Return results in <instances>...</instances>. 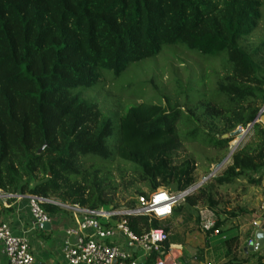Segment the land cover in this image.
<instances>
[{"label": "trees", "instance_id": "obj_1", "mask_svg": "<svg viewBox=\"0 0 264 264\" xmlns=\"http://www.w3.org/2000/svg\"><path fill=\"white\" fill-rule=\"evenodd\" d=\"M263 22L264 0H0L1 195L41 198L42 209L55 215L75 206L119 209L116 193L147 186L152 192L138 196L149 200L160 189L180 194L207 178L169 218L126 216L131 231L163 229L167 245L185 244L196 228L173 236L174 222L198 226L193 212L206 207L221 230L212 247L205 245L212 264H264V250L245 252L234 228L222 230L232 213L220 207L222 187L241 179L257 186L264 175L262 123L231 147L264 106V38L253 41ZM175 50L219 60L220 70H205L187 85L177 80L171 95L155 76L121 80ZM103 75L133 98L152 84L165 103L104 112L96 95ZM128 131L136 146L124 154ZM186 144L212 151L209 164L220 166L232 155L220 172L209 177L207 167L200 178L193 157L174 165L173 150ZM126 208L134 210L136 201ZM11 212L0 200V224ZM205 252L198 251L197 264L205 263Z\"/></svg>", "mask_w": 264, "mask_h": 264}, {"label": "built area", "instance_id": "obj_2", "mask_svg": "<svg viewBox=\"0 0 264 264\" xmlns=\"http://www.w3.org/2000/svg\"><path fill=\"white\" fill-rule=\"evenodd\" d=\"M262 117L264 106L255 124L260 123ZM250 130L249 126L241 129L245 132L244 137ZM185 197L184 193L174 194L160 189L153 193L149 200L144 196H138L134 210L125 208L126 210L119 211L109 208L89 211L78 206L66 207L81 213V219L77 232L72 230L68 232L70 235H76L77 240L66 247L65 259L69 264H139L132 254V250L137 249L144 258L154 256V264H181L183 248L181 245L171 243L167 245L169 233L163 229H151L148 233L137 236L131 231L126 216L141 215L166 219L172 215L177 205L184 202ZM25 198L28 199L30 213L36 223L41 226L50 223V215L42 209L45 200L32 196ZM262 210L264 211V203ZM199 222L204 233L212 237L221 234L217 227V216L212 210L200 208ZM0 245L4 248L9 264H34L28 240L15 236L9 221L0 224Z\"/></svg>", "mask_w": 264, "mask_h": 264}, {"label": "rangeland", "instance_id": "obj_3", "mask_svg": "<svg viewBox=\"0 0 264 264\" xmlns=\"http://www.w3.org/2000/svg\"><path fill=\"white\" fill-rule=\"evenodd\" d=\"M264 38V22L261 24L259 31L257 35L253 38V41L255 43H258ZM203 57V56H201ZM199 57L196 54L189 53L185 50H175L174 55L171 52L165 53L163 56L156 59L154 62H145L140 65L139 68L133 67L129 71L127 70L121 77V80L123 82H128L130 80H136L138 78L144 79L146 81H151L152 77L155 76V84H159L160 89H164L165 92L163 94L165 95H171L173 89L177 86V80H180L181 83L184 85H187L189 78L197 80L200 75L203 74V71H207V74L211 72L212 68H216L220 70V62L219 60H211L212 63H207L206 60ZM141 73H136L133 69H141ZM209 68H211L209 70ZM138 74V75H137ZM205 84H211L212 78H205ZM210 81V82H209ZM209 84V85H210ZM117 83L114 82L111 76L103 75L99 85L96 89V95L99 96V101L101 103V106L103 107V111L107 112L111 109H116L119 111L120 115L125 114V111L127 108L130 107V105H139V104H151V103H161L164 104L165 100L164 96L156 97V89L153 88L152 84H149L146 88V95L145 96H134L130 97L128 94L120 95L118 90L116 89ZM132 132H127V137L129 138V144L127 148L123 151L124 154L130 153L133 148L136 146L135 143L130 144V141H132L134 138L131 137ZM245 132H241V135L237 136L235 141L231 143V147H234V143L241 142L243 140ZM132 138V139H131ZM184 147L180 149H175L172 152L173 155V161L174 165H180L184 161H186L189 158H194L195 161H197L198 168H197V175L198 177H203L205 175L204 169L207 167L210 168L211 172L216 171L218 165L215 163L208 162L207 157H211L213 154L212 151H205L201 149V147L197 146L196 144H186L183 145ZM223 168V167H222ZM222 168L218 171L220 172ZM200 179V182H202ZM249 185L247 184V188L242 187V185H227L220 189L221 196L223 197L222 205L220 206L222 209H225L226 211H234L237 214H242L240 209L248 210L247 213H254L255 211H258V208L254 209L252 208L254 205L249 198L243 199L242 195L246 196L248 193L245 192V189L248 190ZM138 191H142L143 193L150 194L152 191L147 186H139L137 188H132L129 192L126 193H116L114 198V204L118 206L119 211L126 210V205L129 201H135L138 197ZM8 196L1 195V199H6ZM122 209V210H121ZM240 211V212H239ZM254 211V212H252ZM250 213V214H251ZM246 214L248 217L251 215ZM262 214L261 209L259 208V214L258 217ZM197 215L199 217L198 210H195L193 212V219L194 221L197 220ZM217 216V215H216ZM256 217V219L258 218ZM235 218V217H234ZM234 218L231 219L230 222H226L222 230H228L233 229L239 230L243 227V231H241V235L244 236V229L246 227H256L253 223L255 220L253 217L248 220V218H245V216L240 215L238 220H235ZM218 219V218H217ZM225 219V217H224ZM233 220V221H232ZM187 223H184V225ZM189 224H194L193 221L189 222ZM200 225V222H198V227ZM189 227L188 225H185L183 228L178 221L174 222L173 229L170 230L171 235L175 236H182L184 232ZM195 227V226H194ZM193 227V228H194ZM240 232V231H239ZM188 236V235H187ZM196 240V239H195ZM241 241H240V247H241ZM213 254H210V257L207 256L206 259L210 260L209 262L213 261ZM211 258V259H210ZM184 260V259H182ZM181 264H185L182 263Z\"/></svg>", "mask_w": 264, "mask_h": 264}, {"label": "crops", "instance_id": "obj_4", "mask_svg": "<svg viewBox=\"0 0 264 264\" xmlns=\"http://www.w3.org/2000/svg\"><path fill=\"white\" fill-rule=\"evenodd\" d=\"M260 123H262V126L264 127V117L261 118ZM237 143L238 142L234 143V147L237 145ZM219 167L220 166H218L217 169ZM259 176L262 177V182L260 185L257 186H252L248 184L246 180L243 179L238 180L236 183H234L236 185L237 184L242 185V187L245 188H247V184L249 185L248 190L245 189V192L247 191L246 193H248V195L246 196L245 194L242 195V197L243 199L249 198L251 200L249 202H252L254 205L252 208L254 209L258 208V211L255 212L252 211L254 213L250 212L251 214L247 213L248 210L240 209L242 213L240 215L245 216V218H248V220H250V218L252 217L253 218L255 217L253 224L255 225V223H257L256 227L253 228L246 227L244 229V236L241 235V231H243V227L240 228L239 230H234L239 234L241 245L242 247L244 246V248H246L249 245V241L252 239L254 231L257 228H260V224L262 222V215L264 214V211L262 210V205L264 203V175L262 173ZM7 198H14V199L12 200V202L8 203L5 199L0 198V200H3L4 207L10 208L12 210V212L7 216L5 221L10 222L13 234L15 236L24 237L28 240L30 245V251L34 259V264H69L65 259L64 251L68 245H72L76 242L77 236L70 235L68 232L70 230L77 232L78 222L81 219V213L74 211L73 209H65L64 213H59L55 215L49 214L51 217V221L50 223H47L48 225L46 227H43V225L41 226L37 224L36 221L33 219L30 213L27 198L19 197V196L17 197L9 196ZM259 208L261 209L262 214L258 217ZM199 209L200 208H197L198 212ZM229 212L232 214H230L228 218H225L227 223L230 222L231 219L234 217L235 218L233 223H235L236 222L235 220H238L240 215L234 211H229ZM246 214L248 215L250 214L251 216L248 217ZM256 217L258 218L256 219ZM180 224L182 228L185 225H188L189 227H187V229H192L195 226L189 223L184 225L182 224V222H180ZM197 227L198 226L194 227L196 228L195 233L187 234L188 236L185 244L171 243L182 246L183 248L182 259H184L181 260L182 263L197 264L196 257L198 251L204 249V251H206L205 252V257H206L208 251L210 250L209 248H211L212 245L219 239L218 236L212 237L209 234L204 233L200 227H199L200 230L197 231ZM206 244L208 245L211 244V247L208 248L209 250L205 249ZM132 254L133 257L138 260L139 264H146L149 259V258H144L142 253L137 249H133ZM209 261L210 260L207 259L205 260V263L212 264V262ZM0 264H9L8 258L5 254L2 245H0ZM250 264H255V262L252 261Z\"/></svg>", "mask_w": 264, "mask_h": 264}, {"label": "water", "instance_id": "obj_5", "mask_svg": "<svg viewBox=\"0 0 264 264\" xmlns=\"http://www.w3.org/2000/svg\"><path fill=\"white\" fill-rule=\"evenodd\" d=\"M255 122L254 121L251 125H249L250 128H252L254 125H255ZM241 130H238L235 135L236 136H239L241 135ZM240 142L237 143V145L239 144ZM236 145V146H237ZM232 155V152L230 153V155L227 157V159L220 165V167L218 169H216L215 172H212V174L209 176V177H212L214 176V174L229 160L230 156ZM208 177V178H209ZM207 180L204 179L202 182H200L198 185H196L195 187L187 190L186 192H184V195L185 196H188L189 194H191L193 191H195L197 188H199L205 181ZM48 224H44L43 227H46ZM245 252H250V253H258V252H261L264 250V229H261V228H257L254 233H253V236H252V239H251V243L244 249Z\"/></svg>", "mask_w": 264, "mask_h": 264}]
</instances>
